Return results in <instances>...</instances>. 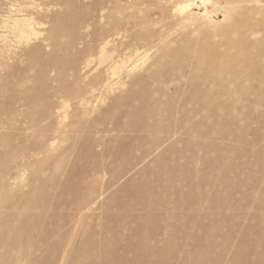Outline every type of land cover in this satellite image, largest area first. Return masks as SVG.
I'll return each mask as SVG.
<instances>
[{"label": "rangeland", "instance_id": "rangeland-1", "mask_svg": "<svg viewBox=\"0 0 264 264\" xmlns=\"http://www.w3.org/2000/svg\"><path fill=\"white\" fill-rule=\"evenodd\" d=\"M231 1L233 14L245 12L251 26L264 20V0H259L258 8L249 0ZM222 2L0 0V241L9 245L15 230L24 231L15 247L0 248V264H38L46 257V246L38 237L43 230L50 232L49 243L62 241L53 251L56 264H139V250L134 248L139 240L132 232L136 214L146 227V247L164 246L167 253L145 251L140 264H189L183 261L187 253L201 258L196 241L182 232L186 228L197 236L202 232L193 221L183 220V208L165 205L164 218L156 219L152 208L128 202L129 190L121 187L127 175L116 179L99 165L112 164L111 156L100 154L116 147L111 139L121 134L111 121L120 107L108 111L111 100L133 88L134 75L144 74L163 55V44L180 39L179 21L209 12L213 21L219 20ZM231 192L232 188L221 189L222 210H213L225 211V218H216L211 237L201 241L202 248L207 246V255H202L207 264H232L230 245L237 236L230 231L238 223L249 224L246 217L239 220L235 207L243 213L254 210L248 199L234 192L227 198ZM248 195L252 197V192ZM171 210L177 211L175 218H167ZM86 241L93 246L87 249ZM17 245L30 256L28 263L7 261L18 254ZM71 249L74 254L68 259ZM82 252L85 255L78 257Z\"/></svg>", "mask_w": 264, "mask_h": 264}, {"label": "bare ground", "instance_id": "bare-ground-1", "mask_svg": "<svg viewBox=\"0 0 264 264\" xmlns=\"http://www.w3.org/2000/svg\"><path fill=\"white\" fill-rule=\"evenodd\" d=\"M222 3L218 5L219 20L213 21L209 12L179 21L178 27L183 29L180 39L172 45L163 44V55L152 61L144 74L132 78L134 89L111 100L107 110L120 107V114L112 116L111 121L121 134L111 139L116 141V147H107L100 154L111 156L112 164L99 166L116 179L127 175L121 187L129 190L128 202L139 203L143 209L152 208L156 219L164 218L165 205L174 210L183 208V220L193 221V227L202 232L197 236L183 229L184 237H192L196 241L194 246L202 250L201 258L188 253L186 259L182 257L189 264H207L203 257L207 255L204 253L207 246L202 248L201 241L211 237L210 227L216 218L224 220L225 211L219 214L213 209L222 210L221 189L232 188L227 198L234 192L241 199H248L247 203L254 209L243 213L235 207L237 216H241L239 220L246 217L249 224L242 227L238 223L230 231L237 236L230 245L232 264H264V47L261 46L264 45V20L253 27L245 12L233 14L231 0ZM247 3L256 8L260 5L259 0ZM176 144L182 145V149L175 148ZM185 153L190 157L185 158ZM79 158L80 154L76 160ZM225 174L230 178L221 177ZM206 203L207 211L203 209ZM123 205L119 203V207ZM166 214L168 218L178 213L171 210ZM207 216L210 218L206 224ZM135 217L137 226L132 232L139 240L134 248L139 250L140 264L141 259L142 263L145 261L141 257L145 251L158 256L165 252L164 246L146 247L143 241L146 227L141 225L138 214ZM5 231L8 234L10 229ZM15 231L9 245L0 241L4 251L20 242L24 231ZM49 234L43 230L38 235L46 246V257L38 264H56L53 251L62 241L49 243ZM85 245L89 249L93 243L86 241ZM19 247L18 254L7 257V261L20 259L28 263L30 256H25ZM73 254L71 249L68 259ZM83 255L84 252L78 253V257Z\"/></svg>", "mask_w": 264, "mask_h": 264}]
</instances>
